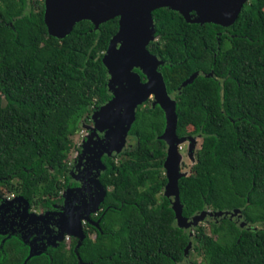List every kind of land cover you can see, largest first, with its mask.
Returning <instances> with one entry per match:
<instances>
[{
	"label": "trees",
	"instance_id": "1",
	"mask_svg": "<svg viewBox=\"0 0 264 264\" xmlns=\"http://www.w3.org/2000/svg\"><path fill=\"white\" fill-rule=\"evenodd\" d=\"M42 15L39 0H0V191L38 210L64 187L71 135L109 98L101 58L117 27L116 17L96 29L80 20L56 38ZM151 18L157 40L148 49L164 61L166 90L175 92V131L191 126L201 135L189 174L177 180L181 215L238 209L245 223L222 218L190 235L176 222L161 193L163 114L138 107L133 144L116 162L103 161L108 190L97 222L85 224L80 240L31 255L29 244L0 233V264H182L189 249L201 258L190 264H264V14L255 0L245 3L227 47H216L210 23L185 22L168 7Z\"/></svg>",
	"mask_w": 264,
	"mask_h": 264
},
{
	"label": "water",
	"instance_id": "2",
	"mask_svg": "<svg viewBox=\"0 0 264 264\" xmlns=\"http://www.w3.org/2000/svg\"><path fill=\"white\" fill-rule=\"evenodd\" d=\"M244 1L43 0V23L47 34L56 38L66 35L77 21L88 20L95 29L100 23L118 17L117 32L110 38L107 50L101 58L109 75L108 86L111 87L117 82L118 87L114 90L110 100L92 112L91 119L95 130L106 129L104 132L106 138H104L105 148L119 152L134 121L137 104L142 102L149 94L154 96L164 115V128L159 135V138L164 140L167 145L163 164L167 169L164 195L168 199L177 221L208 217L211 218L209 220H212V218L218 220L227 218L235 222L231 216L235 215L242 218V215L238 209L212 210L210 213L201 210L197 215L193 214L188 218L181 215L182 205L178 198L177 180L184 175L178 172L176 144L185 140V137H177L175 134L174 101L168 97L162 77L155 70L160 61L146 49L147 43L153 38L151 11L160 7H168L180 14L185 22L200 24L213 22L225 26L235 19ZM190 11H194V16L189 14ZM116 43H119L117 47L115 46ZM134 66L139 67L146 76L144 82L141 83L137 74L130 71ZM195 75L196 73L189 75L181 82V86L190 83ZM105 148H102V150L105 151ZM99 189L101 191L100 202L104 195V189L101 185H99ZM20 198L27 203L25 199ZM96 205L97 203L95 207ZM95 209H93V212ZM234 212L237 214H234ZM46 213H43V215ZM83 219L88 220V216L78 214L64 218L61 222V224H65L64 233L80 240L83 237L81 228V220ZM189 246L190 244L186 246L185 250ZM32 253L34 251L30 248L29 255Z\"/></svg>",
	"mask_w": 264,
	"mask_h": 264
},
{
	"label": "flooded vegetation",
	"instance_id": "3",
	"mask_svg": "<svg viewBox=\"0 0 264 264\" xmlns=\"http://www.w3.org/2000/svg\"><path fill=\"white\" fill-rule=\"evenodd\" d=\"M39 1L43 5V0H39ZM249 1L250 0H245L244 3L241 5L240 10L242 6L245 3H248ZM255 3L256 6L258 7V11L264 14V0H255ZM239 12L237 13L235 19L230 24L225 26L213 22H205L212 24V26L216 28L214 32L215 34L214 39L217 44L216 47H218L219 45L225 47L229 46L230 41L236 36V32L234 27H232V24L236 20ZM189 14L194 16V11H190ZM116 18L118 19L117 16ZM116 24H117L116 31L111 35V37L117 32V28H118L117 20H116ZM220 35H223L224 37L222 43H221ZM152 40L156 41L157 37L153 36ZM152 40H150L147 43L146 49L148 50L149 53L154 55L157 60L160 61V63L156 66L155 70L162 77L161 68L164 65V61L157 54L150 52L148 49V44ZM118 44L119 43H116L115 46L117 47ZM106 50L107 47L103 51L102 56L104 55ZM130 71L137 74L139 81L141 83L146 80V76L141 72V69L139 67L134 66L131 68ZM108 79H109V75L107 73L106 89L109 94V98L106 99L96 108H93L91 112H93L95 109H98L101 105H103L108 100H110L113 96L114 90L118 87L117 82H115V85L109 87ZM178 88L179 87H177L176 90ZM165 90H166V86H165ZM166 93L168 97L175 102L174 99L175 92L171 91L170 93H168V91L166 90ZM155 106L160 108L159 104L155 101L154 96L152 94H149L144 100H142V102L137 104L136 109L138 107L153 108ZM163 128H164V115H163ZM105 130H106L105 128L101 130L90 129L83 136L81 142L76 147L75 153H73V155H71L68 159L67 162L68 168L66 170L63 181L64 187L60 191L59 198H57L56 202L51 204V208L45 210L34 209L30 207L28 203L23 202L19 194H14L11 192V193H7L6 195V192L4 190L0 191V233L4 235V237L14 236L20 239L22 242L24 241L25 244L27 245L29 244L30 248H32V250L35 251L40 248H47L49 246L55 247L62 243L67 244L70 241L71 235H66L64 233L65 224H61L64 218L69 217L70 215L76 216L78 214H86L88 216V220L86 219L81 220L82 229L84 228L85 224H95L97 222L98 218H95V216H97L98 212L101 210L100 203L102 202V200L99 202V199L101 197V193H100L101 191L99 189V185H101L100 175L106 169L105 163L103 161L105 159H107L108 161L109 160L115 161L118 157L119 152H121L126 148H129L133 144L129 142L130 139L132 138L128 135L127 132L125 137V143L123 144L119 152H115L114 150H107V148H105L106 146L104 141ZM184 131L185 132L180 135H178L175 131V134L177 135V137H185V140L188 142V145H186L187 152L190 154L191 151L194 150L192 153H193V158L195 160V151L199 147L196 149L193 148L195 147L196 144L195 142L196 137L197 136L201 137V135L190 133L191 130L188 129V126H185ZM161 141L163 142L164 156L161 163L160 173L165 178L164 183H167V169L163 165L166 157L167 145L165 144L164 140ZM101 147L105 148L106 150L103 151ZM176 149L178 155V150H180L181 147H178V145L176 144ZM191 165L188 166L187 174H189L190 172ZM177 167H178V172H180L179 165ZM164 185L161 191L163 195H164ZM101 187L104 189V194H105V191L108 190V187H103L102 185ZM96 203L97 205L95 207ZM93 209H95L94 212ZM45 212L47 213L43 215V213ZM89 236L93 238L94 233H90Z\"/></svg>",
	"mask_w": 264,
	"mask_h": 264
},
{
	"label": "rangeland",
	"instance_id": "4",
	"mask_svg": "<svg viewBox=\"0 0 264 264\" xmlns=\"http://www.w3.org/2000/svg\"><path fill=\"white\" fill-rule=\"evenodd\" d=\"M91 116H92V112L89 114V118L88 119H85V120H83L81 122V124L79 126V129L73 135H71L70 139H71V142H72V147L70 148V150L68 152V159H69V157L71 155H73V153H75L76 147L81 142V140H82L83 136L86 134V132L89 131L90 129H94V125H93V121L91 119ZM188 129L191 130L192 127L188 126ZM200 141H201V137L197 136L196 137V141H195L196 144H195V147L193 149H196V148L199 147ZM129 142L133 143V140L130 139ZM186 142H187L186 140H183L182 142H179L177 144L178 147H181V149L178 150L177 164L180 167V172L179 173L182 174V175H185V174L188 173V170H187L188 166H190L195 161L194 158H193V153H192L194 150L191 151V153L189 154L187 152V149H186V145H188V142H187V144H186ZM7 193H6V195H7ZM202 211H205V213H210L212 211V209L204 208ZM199 212H196L195 215H197ZM234 214H237V213L234 212ZM231 218H233L235 220V222L238 225H240V226H242L244 224V222H243L241 217L233 215V216H231ZM209 219H211V218H208V217H206V218L204 217L202 219L201 218H199V219L188 218L185 221H182V220H178L177 221L176 220V222L181 227H183L184 230H186L188 233H190V235H192L193 234V229L195 227H197L198 225L202 226L204 228V230L207 233H209L208 232V224L217 223L218 222L217 218H212V220H209ZM186 258H187V261L182 263V264H190L189 261H194L195 263H199V261L201 260L200 256L196 255L195 252H193L190 249L188 250V255H187Z\"/></svg>",
	"mask_w": 264,
	"mask_h": 264
}]
</instances>
